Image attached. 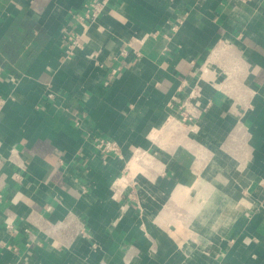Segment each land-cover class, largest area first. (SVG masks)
<instances>
[{"label": "crops", "instance_id": "1", "mask_svg": "<svg viewBox=\"0 0 264 264\" xmlns=\"http://www.w3.org/2000/svg\"><path fill=\"white\" fill-rule=\"evenodd\" d=\"M91 1L0 0V264H264V0Z\"/></svg>", "mask_w": 264, "mask_h": 264}, {"label": "built area", "instance_id": "2", "mask_svg": "<svg viewBox=\"0 0 264 264\" xmlns=\"http://www.w3.org/2000/svg\"><path fill=\"white\" fill-rule=\"evenodd\" d=\"M113 0H92L86 9L85 19L95 22L101 14L105 12L107 7ZM178 26H174L173 30L176 32ZM156 34H150L147 36L155 37ZM65 37L68 40L69 44L67 47V54L73 55L76 50H82L83 48V41L79 34H71L70 31H65ZM123 55L127 54V50L122 52ZM89 58H93V55H90ZM1 72V69H0ZM51 98L54 97L53 94L49 95ZM203 96V86L201 84H196L191 90L188 99L181 104L179 107V117L180 121L185 124H192L194 121L198 120L202 115V107H201V98ZM5 100H0V109L4 105ZM72 120L75 126L82 128L84 126V115L76 114L72 117ZM86 141L90 142L94 149L98 151L104 160L109 159L111 157L121 158L122 157V148L119 143L113 139L106 138L100 135H95L93 130L89 127L86 130ZM131 183L125 177L121 178L118 182V187L121 189L127 188ZM7 227L13 230V221L11 219L7 220ZM28 232L30 230L27 229Z\"/></svg>", "mask_w": 264, "mask_h": 264}, {"label": "rangeland", "instance_id": "3", "mask_svg": "<svg viewBox=\"0 0 264 264\" xmlns=\"http://www.w3.org/2000/svg\"><path fill=\"white\" fill-rule=\"evenodd\" d=\"M134 169L136 170V169H138V168L136 167V168H134Z\"/></svg>", "mask_w": 264, "mask_h": 264}]
</instances>
